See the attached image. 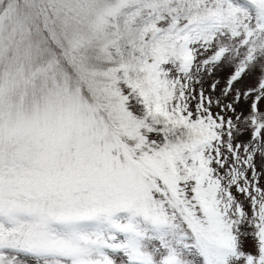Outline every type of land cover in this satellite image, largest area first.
Instances as JSON below:
<instances>
[{"label":"snow or ice","instance_id":"6c2138e0","mask_svg":"<svg viewBox=\"0 0 264 264\" xmlns=\"http://www.w3.org/2000/svg\"><path fill=\"white\" fill-rule=\"evenodd\" d=\"M0 264H264V0H0Z\"/></svg>","mask_w":264,"mask_h":264},{"label":"rangeland","instance_id":"374dc122","mask_svg":"<svg viewBox=\"0 0 264 264\" xmlns=\"http://www.w3.org/2000/svg\"><path fill=\"white\" fill-rule=\"evenodd\" d=\"M7 103H8V102H7V101H5V104H6V105H7ZM5 112H6V114H7V108L5 109Z\"/></svg>","mask_w":264,"mask_h":264},{"label":"trees","instance_id":"16d2710c","mask_svg":"<svg viewBox=\"0 0 264 264\" xmlns=\"http://www.w3.org/2000/svg\"><path fill=\"white\" fill-rule=\"evenodd\" d=\"M240 2H244V0H240Z\"/></svg>","mask_w":264,"mask_h":264}]
</instances>
